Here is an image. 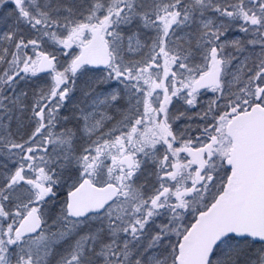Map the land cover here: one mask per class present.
I'll use <instances>...</instances> for the list:
<instances>
[{"label":"snow or ice","instance_id":"snow-or-ice-1","mask_svg":"<svg viewBox=\"0 0 264 264\" xmlns=\"http://www.w3.org/2000/svg\"><path fill=\"white\" fill-rule=\"evenodd\" d=\"M0 264H264V0H0Z\"/></svg>","mask_w":264,"mask_h":264}]
</instances>
